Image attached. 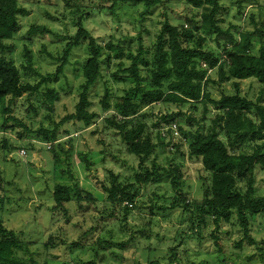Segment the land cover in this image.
<instances>
[{"label":"rangeland","instance_id":"rangeland-1","mask_svg":"<svg viewBox=\"0 0 264 264\" xmlns=\"http://www.w3.org/2000/svg\"><path fill=\"white\" fill-rule=\"evenodd\" d=\"M219 5L220 27L222 30L231 27L230 32L236 39L242 30L253 31L255 25L264 26V0H220ZM18 6L23 11L18 16L19 30L12 40L5 42L12 51H0V57L12 60L22 82L31 85L38 81V75L54 73L57 60L76 33L78 18L97 45L109 42L123 53L133 55L140 46L145 49L141 56L145 63L137 65L144 79L164 21L162 15L171 26L189 28L187 20H190L199 29L203 12L187 0H163L162 5L147 14L141 3H118L109 11L108 0H18ZM30 27L44 30L30 34ZM196 37L203 38V51L217 50L215 34L202 30H192V39H183L184 46L195 49ZM261 44L264 39L252 38L254 54ZM85 49L86 41L73 48L63 73L42 86L38 94L14 101L12 115L28 131H44L46 139L37 133L26 134L16 124L10 123L5 130L0 126V144L2 139L8 143V149H0V224L19 234L27 251H17V257L24 264H148L154 261L158 264H264V215L248 220L246 236L236 216L228 223H220L217 231L209 218L199 227L195 226V220L191 225L193 212L201 205L203 192L210 183V174L203 171L199 160L188 158L187 145L179 140L177 131L174 130L172 139L165 137L169 147L158 144L160 128L165 125L162 116L181 113L177 124L187 130L190 118L192 130L206 133L216 115L211 105L206 106L205 114L201 104L191 108L161 103L139 107L144 131L156 145L144 167L151 169L154 165L152 171L161 175V179L134 187L136 174L142 173L138 160L129 154L117 130L105 122L113 115L112 108L104 112L100 104L105 89L112 107L132 86L128 77L125 75L124 79L121 74L130 62L126 58H112L111 54V59L106 61L105 53L101 78L88 94L89 111L96 114L93 124L85 128L79 122H65L57 127L54 138L51 137L60 119L74 111L82 81L80 70L87 57ZM25 51L31 55L33 72L22 69L26 65ZM197 63L201 66L203 62ZM209 73L216 82L215 71ZM113 74L121 79H114ZM142 85L146 84L142 82ZM48 89L58 94V100L50 105L42 96ZM239 90L240 96L249 101L264 102V87L254 79L239 82ZM209 91L212 100L234 93L229 81L209 84ZM248 116L254 118V111L250 110ZM1 122L0 117V125ZM219 138L226 144L225 135ZM49 143L51 150L46 149ZM172 145H178L177 151L171 149ZM256 145H264V138L248 140L231 151L251 154ZM21 151L25 156L20 155ZM261 153L264 155V146ZM176 165L181 169L182 179L179 190L175 191L170 183L172 177L167 175ZM113 177L121 185L137 188L131 199L133 206L127 202L111 205L107 200L104 188L110 187ZM253 180V196L261 197L264 168H255ZM55 185L69 186L70 199L64 204L67 215L52 210ZM77 187L91 193L96 203L81 210L77 208L72 195ZM237 187L245 192L244 182H238ZM179 193L185 196V201H180ZM176 203L179 207L172 208ZM185 205L187 208L183 209ZM211 233L220 239V255Z\"/></svg>","mask_w":264,"mask_h":264},{"label":"trees","instance_id":"trees-1","mask_svg":"<svg viewBox=\"0 0 264 264\" xmlns=\"http://www.w3.org/2000/svg\"><path fill=\"white\" fill-rule=\"evenodd\" d=\"M219 1L187 0L194 8L203 9L199 29L190 20H187L189 28L171 26L166 16L162 15L164 21L153 45L151 60L145 69L146 77L144 79L137 71V65L139 62L145 63L141 60L145 49L143 50L140 46L137 53L133 55L123 53L109 42L103 46L97 45L83 28L79 18L75 24L76 33L66 44L62 56L57 60L58 65L54 73L38 75L39 79L33 85L23 83L21 74L13 61L1 56V128L5 130L8 128L7 125L12 123L21 127L26 134L37 133L45 139L47 138V134L42 130L28 131L25 124L12 115L14 101L23 96L38 94L42 86L61 75L65 66L68 65L67 60L72 49H76L83 41H86L87 57L80 70L82 81L79 84L77 102L73 113L64 116L57 123L51 137L54 138L57 127L65 122L75 121L81 123L85 128H89L93 124L96 114L89 111L91 103L88 94L90 88L101 78L102 56L107 53L106 61L111 59V55L112 58H126L130 64L121 71V74L124 79H126L125 75L128 77L132 86L125 90L123 96L112 107L108 102L105 89L100 104L104 112L112 108L113 115L105 119V122L117 130L129 154L138 160L142 173L136 174L134 187L149 181L158 182L161 179V175H156L152 171L155 168L154 165L151 169L144 167L156 145L144 131L145 125L141 122L143 116L140 115L139 107L161 103L163 105L172 104L180 108L188 105L191 108L201 104L202 112L205 114L206 106L209 104L215 110L216 115L212 121V127L206 133L199 129L192 130L190 118L187 119L188 129L182 128L177 124V119L182 116L181 113L164 115L161 120L165 121L163 128L167 129L160 128L158 144L163 147L170 146V142L165 143L164 139L165 137L173 138L170 126L175 124L176 131L181 136L179 140L187 145L188 158L199 160L203 171L210 174V183L203 192L201 205L195 210L196 213L193 212L194 218L190 219L191 225L195 220L197 223L195 226L199 227L205 218H209L217 231L220 223H228L232 217L236 216L238 224L243 228L244 236H246L248 220L264 215V193L261 197L253 196L255 192L253 189L254 170L256 167L264 168V155L261 153L264 145H256L251 154H235L231 150L256 137L264 138V102L260 103L257 99L254 102L249 101L240 96L239 90V82L247 79H254L264 87V44L259 45L256 54L253 53L252 45V38L264 39V26L255 25L253 31L242 30L238 32V38H234L230 32L231 27L225 30L220 27L221 20L217 18L221 10ZM108 2L110 3L109 11H112L118 3H141L144 8L143 12L146 14L152 8L163 4V0H108ZM22 12L18 6V0H0V51H12V47L6 46L5 42L12 40L18 32V16ZM250 19L253 20V17L250 16ZM42 30L44 29L41 27H30L28 32L31 34L42 32ZM192 30L214 33L217 50L214 52L203 51L201 47L204 40L201 37H196L194 40L195 49L185 47L183 39H192ZM24 56L26 65L22 66V69L25 72H33L31 55L25 51ZM198 60L203 62L201 66L198 65ZM211 70L215 71L216 82L210 78L209 71ZM113 77L116 80L121 79L117 74H113ZM224 81L231 82L234 93L221 95L218 100H212L209 84H221ZM142 82L146 85L143 86ZM42 96L49 105L58 100V94L53 89L46 90ZM250 110L254 111V118L248 116ZM175 120L176 123H174ZM131 123L132 125L128 127L127 125ZM221 134L225 135L226 144L219 138ZM160 135L163 136L162 139ZM7 145L6 139H2L0 149L5 151L8 149ZM48 145L50 148L47 150H51V144ZM171 149L177 151L178 145H172ZM167 176L172 177L170 183L173 190H179L178 187H180L182 179L180 167L172 166ZM238 182L245 183L244 193L237 187ZM104 191L111 205L115 202H127L133 206L131 199L135 197L137 188L134 189L133 185H121L113 177L110 187L104 188ZM72 195L75 206L80 210L89 204L96 203L91 193L84 191L81 187L75 188ZM179 197L180 201H185L184 195L179 193ZM69 199V186L55 185L52 191V210H60L63 215H67L68 212L64 209V204ZM132 206L131 208H133ZM177 206L179 207L177 203L171 205L172 208ZM126 208L127 206H124L125 212H127ZM186 208V205L183 206V209ZM210 238L220 255L222 252L220 239L214 233H211ZM17 251H27L24 249L19 234L5 229L0 224V264H24L17 257ZM170 263L172 264V262ZM148 264L158 263L154 261Z\"/></svg>","mask_w":264,"mask_h":264},{"label":"built area","instance_id":"built-area-1","mask_svg":"<svg viewBox=\"0 0 264 264\" xmlns=\"http://www.w3.org/2000/svg\"><path fill=\"white\" fill-rule=\"evenodd\" d=\"M163 129L166 130L167 128L164 127ZM170 129H171V131H172V135H173L174 130L176 131V125H175V124H172V125L170 126ZM49 148H50V145H46V149H49ZM20 155H21L22 157L25 156V152H24V151H21Z\"/></svg>","mask_w":264,"mask_h":264}]
</instances>
